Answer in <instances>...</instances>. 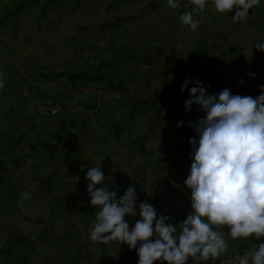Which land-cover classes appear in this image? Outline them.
I'll use <instances>...</instances> for the list:
<instances>
[{"label":"crops","instance_id":"0c3cea01","mask_svg":"<svg viewBox=\"0 0 264 264\" xmlns=\"http://www.w3.org/2000/svg\"><path fill=\"white\" fill-rule=\"evenodd\" d=\"M158 1L165 21L167 0ZM153 7V0H0V264H136L127 244L88 238L97 209L85 172L93 165L118 195L134 184L138 202L148 199L174 223L191 211L184 180L196 133L187 122L198 117L184 118V103L168 102L171 88L146 97V85L165 79L169 66L184 74L200 57L185 59L167 21H144ZM254 60L245 93L253 97L264 84V50L255 48ZM73 86L101 88L103 104L89 113L93 94L74 96ZM139 218L125 216L130 227ZM260 242L228 239L215 260Z\"/></svg>","mask_w":264,"mask_h":264},{"label":"clouds","instance_id":"9594fccd","mask_svg":"<svg viewBox=\"0 0 264 264\" xmlns=\"http://www.w3.org/2000/svg\"><path fill=\"white\" fill-rule=\"evenodd\" d=\"M182 0H167L176 9ZM194 7L178 18L196 30L201 19L196 13L205 10L207 0H192ZM219 13H229L233 22L247 19L249 10L261 0H211ZM264 50V42L254 43ZM254 72L249 76L255 78ZM3 73H0V77ZM240 83H243V78ZM4 81L0 79V87ZM192 84L191 87L189 85ZM203 81L191 77L181 83L189 97L185 111L193 104L204 113L189 120L196 136L189 138L190 169L184 180L190 195L191 211L186 218L174 223L172 217L159 214L148 199L138 202L134 184L122 195L110 189L100 164L85 172L86 191L90 204L97 209L88 233L92 242L107 244L118 241L136 249V264H186L196 262L215 264V259L228 251V239L264 237V84L259 94L241 95L228 87L214 93ZM185 125L178 120L177 127ZM86 165H81V171ZM76 181L79 176H75ZM99 185V187H98ZM148 196L150 189H145ZM140 218L130 227L125 219ZM226 226V230H225ZM238 264H264V242L254 243L243 255L237 254Z\"/></svg>","mask_w":264,"mask_h":264},{"label":"rangeland","instance_id":"374dc122","mask_svg":"<svg viewBox=\"0 0 264 264\" xmlns=\"http://www.w3.org/2000/svg\"><path fill=\"white\" fill-rule=\"evenodd\" d=\"M153 4V8L159 10H156L157 13L153 10L152 15L146 16L144 21H151V23L156 24L167 21L168 28L166 32L168 37L170 39L183 40L182 50H184L185 59H190L191 54H198L200 63H194L193 65L188 63V69L185 67V73L182 75L170 72L172 68L169 66L170 70H168L169 72H167L165 79H157L154 86L147 83L146 97L158 96L157 90L161 86H166V88L173 90L168 91V102L177 101V103H184L189 97V93L187 89L182 92L180 86L187 77H191L193 82L196 78H199L205 85H210L207 89L210 93L228 87L233 93L245 95L249 86V72L255 61L254 43L257 38L264 40V0H261L258 6H254L249 10L247 19L239 22H233L231 18L235 14V8L229 13H219L211 3V0H207L205 10L195 14L196 17L201 19V24L196 30L184 25L178 18L184 11L194 7L192 0H182L181 6L176 9L168 7V18L165 21L162 20L163 14L160 13L162 11L160 8L163 7L161 3L158 0H153ZM172 49L174 50V46ZM215 54H219L221 57V65L216 61V66L214 67ZM223 57H225V61ZM228 60L232 63L231 70L228 67ZM213 74L215 75L214 77L212 76ZM242 78L243 83H240ZM162 81L164 82L162 83ZM191 86L192 84L189 85V87ZM176 88H178V91H175ZM116 95L118 97V93ZM193 108L194 112L192 110L188 112L184 110L183 113L186 115L184 118H191L192 113L193 116L195 115L196 117L197 115L198 118L204 115L197 105Z\"/></svg>","mask_w":264,"mask_h":264},{"label":"built area","instance_id":"2783aa9c","mask_svg":"<svg viewBox=\"0 0 264 264\" xmlns=\"http://www.w3.org/2000/svg\"><path fill=\"white\" fill-rule=\"evenodd\" d=\"M68 91L74 96L77 95L78 93H86V94L92 93L93 94L92 104L94 105V109L89 110V113H93L103 104L104 92L101 88H92L90 86H82V87L73 86V87H70ZM62 102H64L67 105L69 101L68 99L64 98ZM40 108L50 113H55L58 111L57 106H49L47 104H42ZM244 253L245 252L236 253L232 256H228L225 258L215 260V264H238L237 259H236L237 254L243 255ZM196 264H208V262L199 261V262H196Z\"/></svg>","mask_w":264,"mask_h":264}]
</instances>
